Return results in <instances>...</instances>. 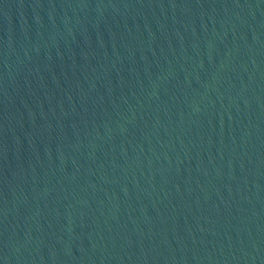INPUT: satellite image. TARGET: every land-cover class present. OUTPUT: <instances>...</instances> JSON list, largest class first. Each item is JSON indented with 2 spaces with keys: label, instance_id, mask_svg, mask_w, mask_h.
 I'll return each instance as SVG.
<instances>
[{
  "label": "water",
  "instance_id": "water-1",
  "mask_svg": "<svg viewBox=\"0 0 264 264\" xmlns=\"http://www.w3.org/2000/svg\"><path fill=\"white\" fill-rule=\"evenodd\" d=\"M0 264H264V0H0Z\"/></svg>",
  "mask_w": 264,
  "mask_h": 264
}]
</instances>
